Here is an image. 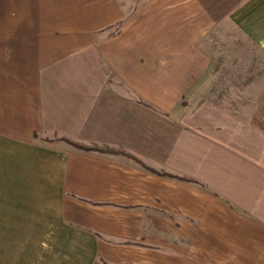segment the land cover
Wrapping results in <instances>:
<instances>
[{"label": "crops", "instance_id": "obj_1", "mask_svg": "<svg viewBox=\"0 0 264 264\" xmlns=\"http://www.w3.org/2000/svg\"><path fill=\"white\" fill-rule=\"evenodd\" d=\"M225 18L264 54V0H0V264H264V73L215 99Z\"/></svg>", "mask_w": 264, "mask_h": 264}, {"label": "rangeland", "instance_id": "obj_2", "mask_svg": "<svg viewBox=\"0 0 264 264\" xmlns=\"http://www.w3.org/2000/svg\"><path fill=\"white\" fill-rule=\"evenodd\" d=\"M216 24L212 30L213 33L209 36L211 37L209 41L217 43L216 49L213 50L215 58L224 61L220 60L221 63L213 68L216 79L218 77L220 79L216 88L219 94L214 92V96L216 100L227 103L231 100L228 92L231 88L242 87L244 79L248 78L245 84L258 85L264 73V54L235 29L230 19H222ZM59 137L58 135H43L41 140L37 138V141L55 145L56 142L61 141Z\"/></svg>", "mask_w": 264, "mask_h": 264}, {"label": "trees", "instance_id": "obj_3", "mask_svg": "<svg viewBox=\"0 0 264 264\" xmlns=\"http://www.w3.org/2000/svg\"><path fill=\"white\" fill-rule=\"evenodd\" d=\"M182 104H184V103H182ZM59 140H61L63 142H66L67 144L73 146L74 148H76L78 150H81V151H85V152H99V153H109V154L124 155L126 157L134 159L136 162H138L141 165L145 166L140 159H138L134 155L126 152L123 149L112 148V147H109V146H100V145H97V144H85V143L76 141V140H74L72 138H69L67 136H60ZM151 171H153L154 173H157L159 175L171 176V175H168V174H165V173H160V172H157V171H154V170H151ZM176 178H179V177H176ZM179 179H184V178H179Z\"/></svg>", "mask_w": 264, "mask_h": 264}]
</instances>
